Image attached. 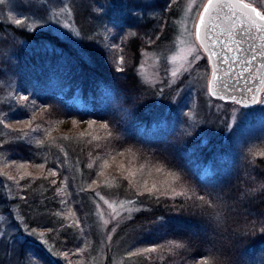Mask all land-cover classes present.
Instances as JSON below:
<instances>
[{
	"label": "trees",
	"instance_id": "trees-1",
	"mask_svg": "<svg viewBox=\"0 0 264 264\" xmlns=\"http://www.w3.org/2000/svg\"><path fill=\"white\" fill-rule=\"evenodd\" d=\"M180 1L86 0L90 23L103 5L109 44L91 32L77 41L47 27L9 24L13 29L6 30L0 23L5 32L4 46L0 44V91L13 88L28 97L26 101H0L9 127L0 134V150L18 178L16 165L24 164L33 174L18 179L12 198L4 196L0 186L2 210L15 228L0 235V264H58L29 232L34 227L47 226L55 246L65 253L84 252L88 243L97 240L92 227L89 234L81 228L92 217L91 207L75 187L71 172L52 169L57 176L45 179L35 167L41 164L37 141L49 132L55 134L56 127L66 122L85 125L91 121L96 122L94 135L104 136L107 131L111 136L99 141L91 136L79 139L76 148H68L86 174L95 177L104 160L125 153L122 157L132 160L137 169L144 166L143 173L154 165L175 173L179 180L172 181V186L177 192H187L175 195L159 183L160 191H138L139 185L132 180L143 183L141 172L131 179L120 176L115 191L134 197L142 207L119 224L116 237L130 233V252L157 249L134 255L138 264H198L204 257H211L213 264H264V157L255 155L263 150H247L245 142L238 146L230 132L223 139L229 117L221 120L214 109L215 118L203 114L193 123L183 114L177 116L178 122H185L183 128L165 127L162 121L168 123L175 117L172 112L163 115L173 88L145 82L138 70L144 49L172 38ZM222 100L229 106L237 103ZM254 106L241 105L240 110L244 113ZM29 120L30 127L22 123ZM156 120L157 130L149 132L146 127ZM105 123L108 129H100ZM163 179L153 172L149 186ZM57 189H63L67 197L72 195L74 217L67 215L62 203L65 195ZM166 190L168 194L162 195ZM200 196L205 199L199 200ZM12 202L17 204L15 211ZM171 242L183 247H173Z\"/></svg>",
	"mask_w": 264,
	"mask_h": 264
},
{
	"label": "rangeland",
	"instance_id": "rangeland-1",
	"mask_svg": "<svg viewBox=\"0 0 264 264\" xmlns=\"http://www.w3.org/2000/svg\"><path fill=\"white\" fill-rule=\"evenodd\" d=\"M85 1L0 0V23L6 30L11 27V25L9 27V24L23 26L26 29L47 27L77 41L91 32L99 41L109 44L110 27L102 14L103 5L99 6L96 15L91 16L94 21L90 23L86 20L88 17L87 11L84 9ZM189 2L190 0H181L179 2V14L173 18L175 31L172 38L153 48L144 49L138 67L140 76L145 82L154 86L157 85L160 88H173L170 97L165 100V113L163 115L172 112L176 118L173 117L168 123L162 121V124L165 127L178 125V127L183 128L185 122H182V120L178 122L177 116L180 118V115L186 114L189 116L190 121L194 123L192 120L199 118L203 114L215 118L214 109L219 112L218 116L221 120L229 117L223 139H226L227 134L230 132L233 134L238 146H244L243 142H245L247 150L262 149L264 151V87L260 91L257 102L253 104L256 106L244 113L240 110L241 104L238 102L229 106L220 98L214 99L208 87L211 72L208 53L204 50L201 43L195 40L194 35L190 37L187 34H183L182 36L184 27L194 32V21L198 20L197 12L202 10L203 3L206 0H196L200 8L196 9L194 6L192 12H186ZM249 2L256 3L257 0H249ZM257 6L259 5L257 4ZM61 9L67 10L61 11ZM16 19H20L24 23L18 25L15 23ZM11 29L13 28L11 27ZM2 36H5V32L0 30V44L4 46V42L1 39ZM181 38L186 41L185 44L180 43ZM191 44H195L197 51L187 55V47ZM3 50L6 51L4 48ZM173 56H176L177 59L173 60ZM185 56L186 59H181V57ZM193 56H198V59H193ZM188 61H191V63H188ZM176 69H179V71L177 75L173 76L172 73ZM22 96L13 88H7L3 92L0 91V101L3 99L17 100ZM0 121H2L0 123L1 134L9 129L4 122V108L1 106ZM158 125L159 121L156 120L146 129L149 132H153L157 130ZM96 129L97 127L94 124L90 127L89 124L84 125L83 122L73 125L66 122L62 127H56L55 134L46 135L41 140L44 143L39 144L37 157L38 161L44 164L46 169L58 168L71 172L75 187L85 194V198L91 207L90 214L92 217L91 219L86 218L81 228H87L84 233L89 234L87 231H90L92 227L97 234V240L93 241V238L90 237V241L93 242L91 245L88 243L87 250L85 249L81 253L76 250V254L68 253L65 257V252L59 246H55L53 238L48 235L49 228L47 226L34 227L29 232L42 242L58 264H138L134 256L129 257L128 255L130 251L127 246L130 243V233L116 237L119 224L142 207L134 197L123 196L115 191V186L122 175L118 164L122 161L125 168H127L129 166L128 159L116 156V161L113 162L109 158L107 159L109 167L103 169L104 175H100L102 163L99 169L96 170L95 177H92L85 173L80 161L73 156L74 153L70 155L68 151V148H76L79 139L85 138V140H89L90 136L80 137L79 133L92 132L94 134ZM64 137H68V139H64ZM132 165L136 168V165ZM2 172H9L16 176L14 171L8 166L6 154L0 150V173ZM148 173L149 171L141 172V181H149L151 179ZM16 178L17 180L19 179L18 176ZM93 181H96L94 185ZM89 185H93L92 188H89ZM0 186L4 196L12 198L16 195L19 183L9 180L5 175H0ZM63 201H66L63 205L67 211L69 209L71 211L74 210L73 197L70 193L68 197L65 195ZM104 201L109 203L123 202L125 210H120L117 204L116 208L119 211V215H115L113 208L105 204ZM128 201H131V203H127ZM11 206L13 211L17 210V204L12 202ZM2 208L3 206L1 207L0 204V235L9 234L15 229L10 224L7 213ZM129 208L131 211L126 210ZM16 216L21 219L19 214ZM40 233L44 235L41 236Z\"/></svg>",
	"mask_w": 264,
	"mask_h": 264
},
{
	"label": "snow or ice",
	"instance_id": "snow-or-ice-1",
	"mask_svg": "<svg viewBox=\"0 0 264 264\" xmlns=\"http://www.w3.org/2000/svg\"><path fill=\"white\" fill-rule=\"evenodd\" d=\"M257 4L259 6H257ZM199 9L200 5L197 4L196 0H190L188 8L186 9V12H192L193 8ZM227 9V12H224V10ZM264 0H257L256 3L254 2H249V0H206L205 3H203L202 10H198L197 15H198V20L194 21V32L189 31L186 27L183 29V34H187V36H193L195 37V40L200 41L201 38V28H208L211 25L215 24L216 20L221 19V14L223 13V19L228 22L229 24V35H231V30L235 29L236 27H240L242 32H251L252 30H256L258 32L264 33ZM67 9H61V11H66ZM16 24H23L24 21L20 19L15 20ZM186 23V22H185ZM218 26V25H216ZM181 44H185L186 41L181 38L180 39ZM231 50V49H230ZM183 51V49H182ZM196 46L195 44L188 45L187 47V55H191L192 53L196 52ZM212 55H216L215 52L211 53ZM173 60H176L177 57L173 56ZM181 59H186L185 57H181ZM193 59H198V56H193ZM255 59V57H253ZM121 62H123V58H121ZM188 63H191V61H188ZM179 69H176L173 71L172 75L175 76L177 75V72ZM213 80H215V73L213 74ZM212 84L213 81L209 82V90L212 91ZM21 100H27L28 97L22 96L20 97ZM2 123V121H0ZM26 124L27 126H31L32 121H26L22 122ZM96 122L91 121L89 122V126L95 124ZM100 129L107 130L108 125L101 124ZM23 129H21L22 131ZM50 135V132H49ZM91 136L92 140L99 141L102 139H107L108 137L111 136V132L105 131V135H94L92 132H81L79 133L80 137L84 136ZM64 139H68V137H64ZM38 143H44V141H37ZM91 143V141H89ZM99 146V145H97ZM131 157L134 159L135 154L131 152V150H126ZM118 156H124L125 153H117ZM255 155L264 157V151H258L255 153ZM112 161H116V156L111 157ZM15 163V162H13ZM35 167L41 169L40 175H43L45 179H48V177H55L57 176V172L55 170L49 169L47 173L45 174L43 172L45 165L44 164H39L36 165ZM89 167H92L90 164ZM109 167V161L104 160L103 165H102V170L100 172V175H104L103 169ZM118 168L121 170V173L123 175H126L127 178L131 179L136 175L137 172H142L144 166L141 165L139 169L134 168L132 165V160H129V166L125 168L124 163L121 161L118 164ZM21 169H24L23 172H21ZM16 171L20 173L19 179H24L27 176H33L31 172H28L26 170V166L24 164L16 165ZM155 172L157 174H162L164 179L160 181H153L151 185L149 186V181L144 180L143 183H140L139 181L132 180L133 184L139 185L138 186V191L143 190L144 192L148 193H154L157 191H160V189L157 187V183H159L162 187H166L167 190H170L173 194L175 195H187L186 191H180L177 192L176 188L172 186V181L174 180H179V177L175 173H170V172H165L164 168L160 165H154L152 169L149 171L148 175L149 177L152 176V173ZM0 175H5L9 180H12L16 182L17 184L19 181L17 180L16 176H13L9 172H2ZM36 178V177H33ZM52 184L56 183L55 179H52L50 181ZM96 183V181H93V185ZM93 185H89V188H92ZM164 191L161 192L162 195L168 194V192ZM58 192H60L62 195H66V192H64L63 189H57ZM101 199H103L101 197ZM199 200L203 201L205 198L203 196L198 197ZM62 203H66V201H62ZM105 204H108L109 207L113 208V211L115 215H119V211L116 208V205L118 204L120 210H125V204L123 202H113L109 203L108 201H104ZM127 203H131V201H128ZM127 211H131V209H126ZM69 217H74L75 213L72 212L70 209L67 213ZM107 223V221H105ZM41 236H43V233H40ZM173 247H183L182 244L178 242H171ZM157 249L155 247L151 248H146L142 250H138L137 252H129V257L134 256V255H139L141 253H151L155 252ZM78 251H83V249H79ZM65 257L68 255V253H64ZM198 264H213V259L211 257H204L200 261H198Z\"/></svg>",
	"mask_w": 264,
	"mask_h": 264
},
{
	"label": "water",
	"instance_id": "water-1",
	"mask_svg": "<svg viewBox=\"0 0 264 264\" xmlns=\"http://www.w3.org/2000/svg\"><path fill=\"white\" fill-rule=\"evenodd\" d=\"M228 29L223 13L214 25L201 28L199 42L208 53L211 65L209 82L213 84L209 91L214 97L251 106L264 87V33L242 32L238 26L229 35Z\"/></svg>",
	"mask_w": 264,
	"mask_h": 264
}]
</instances>
